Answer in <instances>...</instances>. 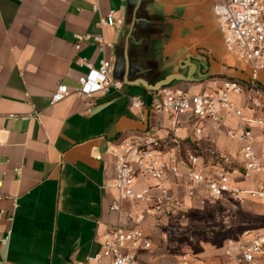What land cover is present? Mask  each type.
I'll return each instance as SVG.
<instances>
[{"label": "crops", "instance_id": "obj_1", "mask_svg": "<svg viewBox=\"0 0 264 264\" xmlns=\"http://www.w3.org/2000/svg\"><path fill=\"white\" fill-rule=\"evenodd\" d=\"M214 4L153 3L172 29V37L155 46L167 69L179 71L178 62L188 53L200 58L193 63L201 82L177 84L190 93L207 88L209 76L246 81L250 75L247 64L224 50ZM125 7V0H0V195L5 196L0 200V236L11 230L7 243L0 244V264H84L87 256L100 252L103 231L130 224L128 203L122 204L121 213L108 211L114 191L103 187L115 177L111 147L145 132L161 137L169 120L131 106L129 97L146 99L141 87L123 85L120 92L91 98L71 94L50 103L58 86L72 88L86 72L76 65L77 58L95 67L103 59L113 62L122 24L110 27L103 21L109 12L123 20ZM95 36L101 40L94 41ZM191 46L200 54L187 52ZM259 82L264 85V72ZM228 128H238V121L207 122L202 136L185 126L180 137L209 158L213 152L235 159L237 146L225 136ZM253 134L264 165V126ZM262 179L256 175L239 185L252 187ZM237 209L264 219V200H244ZM167 224L148 231L153 245L141 255L142 264H181L179 254L169 253L168 242L155 237ZM260 234L264 226L218 244L201 241L198 254L204 264H222L225 250L236 253L238 242ZM189 251L188 246L179 248L181 254ZM253 264H264V253Z\"/></svg>", "mask_w": 264, "mask_h": 264}, {"label": "built area", "instance_id": "obj_2", "mask_svg": "<svg viewBox=\"0 0 264 264\" xmlns=\"http://www.w3.org/2000/svg\"><path fill=\"white\" fill-rule=\"evenodd\" d=\"M212 11L224 50L249 66L248 80L214 75L204 80L208 86L198 93L172 86L147 91L145 100L129 97L133 108L166 116L170 125L161 137L145 132L121 138L111 147L115 177L111 185L103 187L114 191L108 211L121 213L126 202L133 216L129 225L118 223L103 231L100 252L87 256L84 264H142L141 255L153 245L148 231L187 213L185 198L192 199L195 194L212 202L264 200V165L255 151L253 134L254 128L264 126V85L259 82V74L264 72V0H215ZM121 23L113 12L103 21L110 27ZM93 39L101 40L99 36ZM76 65L86 72L77 78L76 86H58L50 98L51 104L71 94L91 98L121 91L123 84L111 76L110 60L103 59L95 67L86 58H77ZM228 119L238 121V128L225 131V136L237 146L235 159L213 152L209 158L197 148L188 147L180 137L185 126L202 136L205 123ZM256 175L263 179L254 186L239 185ZM3 198L0 195V200ZM6 220L10 223L12 216ZM10 234L7 229L0 236V244L5 245ZM263 253L264 234H260L250 241L238 242L236 253L225 250L222 264H253ZM179 258L181 264H204L193 251L182 253Z\"/></svg>", "mask_w": 264, "mask_h": 264}, {"label": "water", "instance_id": "obj_3", "mask_svg": "<svg viewBox=\"0 0 264 264\" xmlns=\"http://www.w3.org/2000/svg\"><path fill=\"white\" fill-rule=\"evenodd\" d=\"M155 0H125L122 35L115 48L111 76L126 86L141 87L155 92L201 82L196 78L200 58L186 54L178 62L179 71L170 72L157 55L155 46L172 37L167 18L153 8ZM185 71V72H184Z\"/></svg>", "mask_w": 264, "mask_h": 264}, {"label": "rangeland", "instance_id": "obj_4", "mask_svg": "<svg viewBox=\"0 0 264 264\" xmlns=\"http://www.w3.org/2000/svg\"><path fill=\"white\" fill-rule=\"evenodd\" d=\"M189 48L187 52L200 54L195 47ZM238 204L212 202L202 194H195L191 202L187 201V213L168 219L167 226L155 232V237L161 238L162 243L168 242L169 253L180 255V246H188L198 253L201 241L218 244L225 238L237 239L243 233L249 234L264 226L263 218L237 209Z\"/></svg>", "mask_w": 264, "mask_h": 264}, {"label": "trees", "instance_id": "obj_5", "mask_svg": "<svg viewBox=\"0 0 264 264\" xmlns=\"http://www.w3.org/2000/svg\"><path fill=\"white\" fill-rule=\"evenodd\" d=\"M193 149H195V148H193ZM226 239V238H225ZM233 240H234V238H233Z\"/></svg>", "mask_w": 264, "mask_h": 264}]
</instances>
